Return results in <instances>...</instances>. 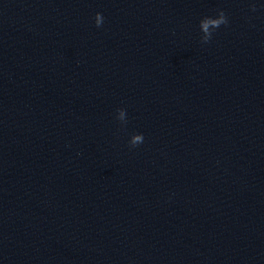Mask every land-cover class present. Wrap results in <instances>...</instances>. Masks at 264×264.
<instances>
[{"label": "water", "instance_id": "95a60500", "mask_svg": "<svg viewBox=\"0 0 264 264\" xmlns=\"http://www.w3.org/2000/svg\"><path fill=\"white\" fill-rule=\"evenodd\" d=\"M28 0H0V111L17 52Z\"/></svg>", "mask_w": 264, "mask_h": 264}, {"label": "clouds", "instance_id": "9594fccd", "mask_svg": "<svg viewBox=\"0 0 264 264\" xmlns=\"http://www.w3.org/2000/svg\"><path fill=\"white\" fill-rule=\"evenodd\" d=\"M252 11H256L255 5L252 6ZM95 23L97 27H100L103 23V16L100 13H97L95 16ZM228 19L225 13L221 10L219 11V18L214 19L212 17H205L200 21L199 27L200 30L204 33L203 37L201 38V43H208L213 35V32L220 28L222 25H227ZM212 29V31H210ZM123 109H120L121 116L124 114ZM136 141L143 142V136H137ZM135 143V142H134Z\"/></svg>", "mask_w": 264, "mask_h": 264}]
</instances>
